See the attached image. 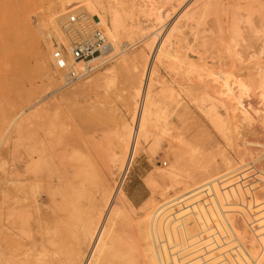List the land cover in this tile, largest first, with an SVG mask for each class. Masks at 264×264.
I'll return each instance as SVG.
<instances>
[{
	"label": "rangeland",
	"instance_id": "1",
	"mask_svg": "<svg viewBox=\"0 0 264 264\" xmlns=\"http://www.w3.org/2000/svg\"><path fill=\"white\" fill-rule=\"evenodd\" d=\"M156 1L162 19L153 20V29L144 13L133 16L134 28L147 26L149 35L111 42L116 49L95 63L102 64L96 71L66 85L50 59L53 40L66 38L46 14L49 6L63 3L64 13L80 3L0 0V213L29 208V131L36 130L47 164L42 177L53 180L40 182L39 192H56L58 183L62 201L79 211L98 196L103 179L112 190L121 184L130 217L118 219L122 240L132 241L134 222L147 256L166 242L175 264H264V0ZM177 23L173 45L184 60L156 55L154 39ZM37 49L48 54L46 73L37 72ZM140 50L153 61L152 103L143 110L130 163L109 169L114 151L129 145L135 76L144 70L118 61ZM201 63L208 70L199 77L192 68ZM211 76L249 85L248 102L232 108ZM179 155L184 166L171 181L167 171ZM49 205L44 201L43 209ZM153 227L167 232L164 241L150 243ZM10 232L6 246L19 233Z\"/></svg>",
	"mask_w": 264,
	"mask_h": 264
},
{
	"label": "bare ground",
	"instance_id": "2",
	"mask_svg": "<svg viewBox=\"0 0 264 264\" xmlns=\"http://www.w3.org/2000/svg\"><path fill=\"white\" fill-rule=\"evenodd\" d=\"M62 1L63 0H59V2ZM65 2L66 5L80 3L78 7L76 6L77 8H80V10L78 9L79 12H82L89 17L93 16L96 18V21L100 19L105 33H107L111 39H108L109 47L101 56L92 58L87 64H84V66L80 65L81 67H77V69H82L86 65L94 64L97 61L102 62L101 59L104 58V55L110 54L109 50L113 49L114 51L116 49L112 47L111 42L116 43L121 38V36L132 39V37L135 35L141 34L144 36L146 33V35H149L148 33L151 31L149 29H153L155 26L153 24V20H160L161 18V13L159 10L157 9L160 14L155 11L157 8L155 7L157 4L156 0H147L141 3H136L135 1L133 2L130 0V2H127V4L124 2V0H116L114 2H111L110 0H65ZM62 4L63 3H61V5L59 4L61 9H57L56 6H49L48 13L46 14V19L56 29L58 27L57 23L60 24L63 20H65V13L73 10L69 9L65 10L66 12L64 13H61V11L65 8L62 7ZM136 4L138 5V9H135L137 6ZM205 4L206 3H204L203 8L207 7ZM135 10L142 12L147 17H149V29L147 26L144 28H134L136 26L133 17L135 15ZM101 14H103V19ZM177 24L178 25H171L160 40L157 41V38L154 39L153 42L154 44L156 43L154 49L156 55L159 56L162 53H167L168 57L171 56L172 58H178L179 61L183 59L182 56H178V47L176 46V48L173 45V41H175L173 39L177 34L174 32L178 30L180 25L179 23ZM234 31L236 32V30ZM153 36H155V34ZM59 37H61L62 42L67 46V40L62 38L61 35ZM135 44L136 42L132 43V46ZM148 47L151 48V46ZM153 47L154 46L152 45L151 50H153ZM122 51L124 52L125 50ZM148 60L145 50H140L137 54L132 56V58H124L118 61H122L123 63L125 62L130 65V67L132 66L136 69L139 67L142 68L144 66V70L142 74L138 75L137 72L135 76L139 77V81H136V86L134 87V93L132 97L137 105H134V115H132L133 120L131 122L132 126L129 134V145L128 147L124 148L123 151H114V154L110 159L109 169H113L118 165L123 166L124 161H126L125 166L127 167L134 155V149L138 144L140 131L142 130L143 110L147 104L152 103L150 98L153 95L150 82L153 61L148 63ZM36 62L37 72L46 73L48 71V54L46 52L41 49H37ZM70 62L71 60L69 63ZM186 64L187 61L185 57V65ZM192 70L198 72L197 76L201 77L203 73L200 74V72H204L208 69H206L204 63H201V66L198 68H192ZM104 71H110V67ZM61 73L62 72H60L59 77L62 79L63 73ZM209 75L215 74L213 72H209L207 76ZM211 77V84L217 89V93L227 100L232 108L236 110L238 106H242L244 102H248L247 98H249V85L243 84V81L231 82L224 76L221 78V81L219 79L218 81L215 76ZM198 81L201 82L200 79ZM196 88L198 87L196 86ZM38 137L39 135L36 130L29 131V208L27 205H25L21 210H16L13 208L6 213H0V264H175L174 258L176 256L173 258L171 250H166L163 247L165 244H167L166 242L161 246L165 250H162L160 247L159 250L161 249V251L158 249H152L155 248L152 247L154 244L151 245L154 241V237L157 240L159 237L161 241H164L165 238L163 239V237L168 236L167 232L165 231L157 233V231L155 232L156 228H152H155V235L152 236L153 240L150 242L151 244L148 243L150 246H148L146 243L147 247H152L149 256L146 255V250L143 248V240H141L140 235H135L138 234L137 232L139 231L136 232L137 225L134 224L132 219L131 220L133 223L129 224L131 231L129 230L128 232H132L133 239L131 242L122 240V231L124 225L121 226L122 224L118 219H123L124 217L127 218V216L129 219L130 217L125 202L127 195H125L124 191L120 187L121 184L116 189L112 190L113 188L109 187L107 181L103 179L98 196L91 198L88 201L89 205L87 208L79 207V211L77 208L76 210L69 208L71 207V204L69 205L66 204L67 202L64 203L62 201L59 190L60 186L58 183L54 182L53 184L56 192L52 190L51 192L49 191V194L43 191L39 192V183L44 181L42 177V170L47 164L44 156L38 151ZM182 158L183 157L179 155L173 162V165H171L167 171V175L171 181L175 180L183 169L184 163ZM45 179L47 182H44L46 183H48V181H53L48 178ZM12 181L14 180H11V183L13 184ZM48 186L50 185L48 184L47 187ZM69 187L67 188L70 189ZM46 200L49 201L50 205L47 210H44L43 202ZM75 206L78 207L77 205H74V208ZM28 224L29 232L27 231ZM140 224L141 223H139V226L144 225L143 223L142 225ZM149 228H151V226L147 229ZM147 229L145 230L147 231ZM152 229L150 231L148 230L150 234H154L151 232ZM11 230H17L19 233L13 232L12 235L14 240L12 239L8 246H6L5 242L7 238L4 233L5 231H8L9 234ZM19 234L22 235V240L17 238L21 237ZM25 235H29V239L26 238ZM192 242L194 243V241L191 240V244ZM156 245H158V243H156ZM171 248L172 247L170 246L169 249Z\"/></svg>",
	"mask_w": 264,
	"mask_h": 264
},
{
	"label": "built area",
	"instance_id": "3",
	"mask_svg": "<svg viewBox=\"0 0 264 264\" xmlns=\"http://www.w3.org/2000/svg\"><path fill=\"white\" fill-rule=\"evenodd\" d=\"M65 16L60 27L68 45L53 40L51 65L63 73L66 85H69L88 77L100 67L94 63L77 69L76 65L87 64L92 58L101 56L109 47V40L100 19L94 21L78 9L70 10Z\"/></svg>",
	"mask_w": 264,
	"mask_h": 264
}]
</instances>
